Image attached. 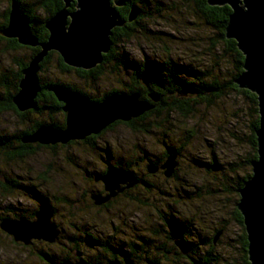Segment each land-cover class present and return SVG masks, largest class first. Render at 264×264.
Wrapping results in <instances>:
<instances>
[{"label": "rangeland", "instance_id": "1", "mask_svg": "<svg viewBox=\"0 0 264 264\" xmlns=\"http://www.w3.org/2000/svg\"><path fill=\"white\" fill-rule=\"evenodd\" d=\"M10 3V0H0V22ZM136 3L130 10L138 7V15L141 9L146 12L140 24L133 25L129 34H117L115 42L111 38L113 29L120 26L112 29L110 50L117 59L122 55L127 64H131L128 62L131 60L142 65L146 60H165L171 55L175 62L193 61L205 69L215 61L211 54L225 52L223 41L213 39L215 29L203 25L197 18L193 3L186 4L183 0H136ZM37 16L41 22L47 13L39 9ZM119 17L125 24L120 13ZM5 38H0V74L17 71V60H29L33 50V46L24 44L13 48ZM49 52L48 62L43 67L40 63L42 81L66 83V88L87 94L94 102H101L109 95H138L139 101L152 105L142 115L159 101V95L149 91L147 86L144 90L139 86L138 91L130 92L134 66L118 69L114 62L104 61L101 67L92 68L95 69L91 75L87 72L90 69L81 67L63 70L60 53ZM226 59L222 58L228 76L234 67ZM214 71L216 73V69ZM157 72L164 77L161 70ZM148 85L154 88V84ZM5 94L6 88L0 84V97ZM57 100L61 102L58 112L49 114L45 109L21 111L16 105L17 110L6 108L7 102L0 98V224L8 218L32 221L36 219V212L45 209L52 215L58 230V238L53 242L33 239L25 244L15 240L0 225V264H60L63 261L125 264L127 258L129 264H187L190 261L187 256L184 259L170 251L167 255L163 253V249H170L173 244L167 238V230L179 227L178 223L192 232L186 240L193 249L200 250L197 256L212 249L213 255L220 256L217 264H242L240 236L243 232L236 220L240 200L236 183L245 174V166L240 163L252 153L247 139L252 132L249 126L259 116L242 93L227 90L212 104L198 105L189 116L179 112L159 117L144 115L136 128L119 120L100 133L92 134L97 137L89 138L92 136L89 135L66 143L26 142L24 136L21 140L30 146H19L18 135L31 130L37 122L46 123L27 137L42 126H48V122L65 121L66 127L65 103ZM17 111L26 114L20 115ZM172 151L178 154H171ZM167 152L170 154L166 157ZM170 155H175L176 174L167 177L161 166ZM129 164L137 175L134 176L141 180L129 188L121 184L122 191L97 204L94 196L109 194L99 177L114 169V165L126 168ZM150 164H155L159 170L149 172ZM91 235L97 240L95 243L90 242ZM178 237L176 235L175 245L184 252L187 245L183 242L184 248H181L177 244ZM211 237L215 239L213 243L207 240ZM103 243L113 250L106 251L101 247ZM112 251L117 258L111 257Z\"/></svg>", "mask_w": 264, "mask_h": 264}, {"label": "water", "instance_id": "2", "mask_svg": "<svg viewBox=\"0 0 264 264\" xmlns=\"http://www.w3.org/2000/svg\"><path fill=\"white\" fill-rule=\"evenodd\" d=\"M73 1H76V9L69 11L68 7ZM207 1L210 5H228L231 8L226 37L236 40L245 58L244 71L235 82L257 96L259 114V127L256 129L257 158L251 163L252 175L239 190L240 200L237 207L243 216L247 233L248 259L251 264H264V0ZM64 2V7L46 21L45 27L49 35L44 41H40L31 32L30 20L21 11L18 2H12L9 22L2 30V35L16 38L20 44L41 48L23 70L24 76L19 83V92L13 97V102L21 111L36 106L35 96L42 89L39 78L40 63L49 51H58L67 65L91 69L100 64L103 54L110 50L112 29L124 24L117 8L125 5V0H64ZM138 14V7H133L128 20H135ZM49 89L65 103L63 109L68 113L66 127L56 129L42 126L31 136H26L24 138L26 142L55 144L84 139L100 133L116 121H131L152 108L147 101H139L138 95L134 94L109 95L101 102H94L86 95L69 90L61 84H53ZM174 160L175 155H170L161 166L167 177H171L175 172ZM148 170L151 173L155 172L158 166L150 164ZM99 178L105 182L109 194L94 196L97 204L108 201L110 197L117 195L119 190L122 191L121 184H126L124 188H129L138 183L133 173L118 168L108 170ZM44 210L36 212V219L32 221L4 219L0 224L1 228L13 235L15 240L23 241L25 244H30L33 239L53 242L58 238V230L52 222L50 212ZM177 244L184 248L181 240L177 241ZM128 262L130 263V259L127 258L125 264ZM60 264L84 263L63 261Z\"/></svg>", "mask_w": 264, "mask_h": 264}, {"label": "trees", "instance_id": "3", "mask_svg": "<svg viewBox=\"0 0 264 264\" xmlns=\"http://www.w3.org/2000/svg\"><path fill=\"white\" fill-rule=\"evenodd\" d=\"M10 1H11L10 6L8 7L7 11H5L3 16H1L3 17V20H1L0 22V38H5L4 35H3L4 37L2 36V30L8 25L9 13H10V9L12 7L13 1L18 2L21 11L30 20L31 32H33V34L36 35L40 41L46 40L49 35V31L45 27L46 21L50 17H52L56 12H58L61 8H63V6L65 5L64 0H30V1L10 0ZM125 1H126L125 5L119 6L117 8L119 13L123 16L125 20V24L113 29L114 33L111 38L113 39L114 42L116 41L114 39L117 34L119 35L124 34V33L129 34L133 29L132 28L133 25L135 24L139 25L141 18H144L143 16H146V12L143 9H141L140 15H138V17L135 20L128 21L127 17L129 15L130 8L133 4H137V3H136V0H125ZM183 1L186 4L193 3L194 13L197 15V18L202 21V24L206 25L207 27L210 26L213 29H215L216 36H214L213 39L223 41L225 52H223V54L219 53L218 55L217 54L210 55V57L215 60L214 62L210 63L211 67L204 69V67L196 65L195 62L193 63V61L192 62L184 61V63H180V62L178 63V62H175V60L171 57V55L169 56L167 55V58H165V60H157L155 58H154L155 60H153L154 62L146 60V62L142 65L133 63L131 60L128 61L131 64H127V62L125 61V58L122 55L120 56L121 59L120 58L117 59L116 57L117 55L115 54V52L113 50H110L109 52L103 54V61L97 65V68L101 67L102 64H104V61L106 62L109 61L110 63L114 62L113 64H115L118 67V69H125L126 67L130 65L132 67L134 66L133 67L135 68L134 74L136 76L133 74L134 77L131 79L130 92L138 91V89L136 88H139V86H142L144 90L145 87L147 86L149 88V91H152V93H156L159 95V101L154 102L153 109L149 111L148 113L144 114L146 116L156 115V117H159L162 114H166V113L170 114L171 112H179L182 115L189 116L196 110L198 105L202 103L207 104V106L212 104L214 101H216L215 100L216 98L220 97L227 90L229 91L235 90L237 92L242 93L252 103L253 111L255 112V115H256L258 112L256 94L252 91H249L248 89L241 88L235 82L236 78L243 71V62L245 58H244L243 52L238 48L236 40L229 39L226 37V27L229 21V15L232 11L231 8L228 5H221V6L210 5L207 0H183ZM75 8H76V1H74L70 5L69 9L73 11L75 10ZM39 9H43V11L47 13V16L41 22L38 21L39 17L37 16V11ZM151 33H148V34L154 37L155 34H151ZM5 39L10 42V45L13 48H18L22 46L16 38L6 37ZM40 49L41 48L39 46L33 47L32 53L30 55V59L38 51H40ZM50 55L51 53L49 52L48 55L44 58V60L41 62L42 67L51 58ZM58 57H59L60 66L63 70L72 68V66L64 63L60 55ZM223 57L225 58L227 57L228 59L226 60L229 63H232L234 67V69L231 71V73H229L228 76H227V73L224 72L225 71L223 68L224 60H222ZM29 60L18 59L17 64H18L19 69L17 71H11L9 74L5 71L6 74L4 73L0 74V84H2L3 87L6 88L5 96L0 97V98L4 100V102H7L6 108L10 107V108L17 110L13 102V97L19 89V83L23 77V69L26 68L27 65L29 64ZM219 68L223 69V72L219 71ZM94 69H90L91 71L88 70L87 72L93 75ZM215 69H216V73L214 71ZM157 70H161L164 73L162 74L164 75V77H161V75L158 74ZM92 71L93 73H91ZM222 74H225L227 77L226 78L223 77ZM184 75L187 77L182 78ZM82 77H85V76H82ZM13 79L14 81H12ZM42 80L43 79L40 78V84H41L42 89L36 97L37 106L36 108L31 109V110L42 111V109H45L44 110L45 113L46 112L49 114L56 113L58 112L60 108L59 104H61V102L57 100L55 93L51 91L49 88L53 83L61 84V85H64L66 83H63L61 81L47 82V81H42ZM148 84H154V88L149 86ZM12 89L14 90V92H11ZM17 112L20 115L26 114V112H23V113L19 111ZM63 114L66 117V113L63 112ZM144 115H141L136 119H132L131 121H128L127 124H129L131 127L136 128V125L139 126L138 122L144 119ZM42 123L45 124L46 122H42ZM42 123L37 122L31 130L22 131V133L18 135L19 140H21L22 137L27 136L30 133H32ZM48 123H49L48 125L52 124L58 128L65 127V121H63V123H60V124H57L53 121L48 122ZM258 126H259V116L257 115L256 119L253 120L249 126V128H251V131H252L251 135L247 136V139L251 146L252 153L240 163L241 165L245 166V174L243 175V177L238 178V182L236 183V191L238 192V194H239L240 188L244 186L245 182L252 175L251 163H252V160L257 158V142H256L257 138H256L255 131L258 128ZM144 130H146V128L145 129L143 128L142 131ZM20 143L21 144L19 146L21 147L29 148L30 146V144L24 143L22 140ZM8 146L11 148L10 144ZM170 153L178 154L177 151H172ZM170 153L167 152L166 157ZM163 158L164 156L162 157V159ZM137 164L138 162L136 163V165ZM117 166L121 168H125L121 165H114L113 168ZM130 166L131 164H129V166H127L125 169L133 173L135 176H137L136 173L130 169ZM140 180L141 179L139 178L138 182ZM136 199L140 200L138 198ZM47 207L51 212H53L50 205H47ZM2 219H4V217ZM11 220H14V219H11ZM236 220L240 224L241 230L243 232L240 236V244H241V249L243 253L242 264H251L248 259V255H247L248 241H247V235H246V231L244 227L243 216L239 210L236 211ZM178 225L180 226L179 227L172 226L173 227L172 231L167 230L168 237L167 236L166 237L171 241V243L173 242V244L170 249L169 248L165 250L163 249V253L167 255V251H170V253L172 252V253L179 254L184 259L187 256L186 259L190 258V261H188L187 264H217L218 263L217 261H219L220 256L218 258L216 253L215 255H213L214 253L212 249L206 251L203 255L197 256V253H201L200 250L193 249L191 247L192 246L191 243L188 242V240H186L187 236H190L192 232H189L186 225L182 223H178ZM176 235L179 236L178 238L182 242H185V244L187 245V250L184 251L186 253H184L182 249H180L179 247L175 245ZM213 237L207 238V240L213 243L215 241L214 238L216 236L214 238ZM89 240L91 243H95V241H97V240H94L92 235L89 236ZM101 247L105 248L106 251L112 249L110 246H107L106 243H103ZM114 252L112 251L109 254L111 255L112 258H117V254ZM122 254L125 255V251H123ZM97 261L100 262V260H97ZM109 261H111V259Z\"/></svg>", "mask_w": 264, "mask_h": 264}, {"label": "bare ground", "instance_id": "4", "mask_svg": "<svg viewBox=\"0 0 264 264\" xmlns=\"http://www.w3.org/2000/svg\"><path fill=\"white\" fill-rule=\"evenodd\" d=\"M73 2H74V1H73ZM73 2H71V4H72ZM63 7H64V6H63ZM60 10H61V9H60ZM60 10H59V11H60ZM68 10L71 11L69 8H68ZM229 39H230V38H229ZM24 69H25V68H24ZM24 69H23V70H24ZM91 69H92V68H91ZM23 76H24V75H23ZM199 86H200V85H199ZM51 91H52V90H51ZM18 92H19V90L17 91V93H18ZM165 92H166V91H165ZM170 92H171V91H170ZM17 93H16V94H17ZM38 94H39V93H38ZM38 94H37V95H38ZM45 94H46V93H45ZM37 95L35 96V102H36V97H37ZM44 100H45V99H44ZM14 104H15V103H14ZM163 104H164V103H163ZM36 106H37V103H36ZM36 106H35V108H36ZM28 109H29V108H28ZM28 109H26V110H28ZM30 109H33V108H30ZM65 113H66V118H67L68 113H67L66 111H65ZM48 126H49V125H48ZM245 231H246V230H245ZM246 235H247V233H246Z\"/></svg>", "mask_w": 264, "mask_h": 264}, {"label": "flooded vegetation", "instance_id": "5", "mask_svg": "<svg viewBox=\"0 0 264 264\" xmlns=\"http://www.w3.org/2000/svg\"><path fill=\"white\" fill-rule=\"evenodd\" d=\"M68 87L69 88H71V89H74L75 87H73L72 85H68ZM98 135H92V136H90L89 138H93V137H97ZM89 138H87V140H89ZM158 165H161V163H159ZM159 170V169H158ZM157 170V171H158ZM163 172H164V170H163Z\"/></svg>", "mask_w": 264, "mask_h": 264}]
</instances>
